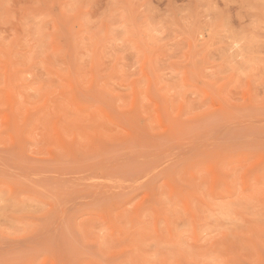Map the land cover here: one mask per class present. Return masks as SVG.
I'll return each instance as SVG.
<instances>
[{
	"label": "rangeland",
	"instance_id": "rangeland-1",
	"mask_svg": "<svg viewBox=\"0 0 264 264\" xmlns=\"http://www.w3.org/2000/svg\"><path fill=\"white\" fill-rule=\"evenodd\" d=\"M0 264H264V0H0Z\"/></svg>",
	"mask_w": 264,
	"mask_h": 264
}]
</instances>
